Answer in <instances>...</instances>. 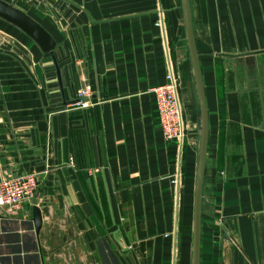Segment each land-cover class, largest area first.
<instances>
[{
	"label": "crops",
	"instance_id": "obj_1",
	"mask_svg": "<svg viewBox=\"0 0 264 264\" xmlns=\"http://www.w3.org/2000/svg\"><path fill=\"white\" fill-rule=\"evenodd\" d=\"M189 2L209 116L200 264H264V0ZM15 4L57 40L64 92L51 55L0 18L1 168L40 173L37 198L0 216V264H101L112 238L131 264H193L201 110L182 0ZM169 70L181 150L152 91Z\"/></svg>",
	"mask_w": 264,
	"mask_h": 264
},
{
	"label": "water",
	"instance_id": "obj_2",
	"mask_svg": "<svg viewBox=\"0 0 264 264\" xmlns=\"http://www.w3.org/2000/svg\"><path fill=\"white\" fill-rule=\"evenodd\" d=\"M182 4H183L184 16H185L187 39L189 44L193 72L195 76V83L197 87V94H198L200 110H201V138H200V149H199V162H198L197 177H196L195 211H194V225H193V231H194L193 264H200L202 194H203V181H204V173H205V162H206L207 147L209 140V116H208L207 101L205 96V88L203 84L201 68L199 63V55L195 44L190 2L189 0H182ZM0 18L8 21L9 23L21 29L39 45V47L42 49L43 52L51 55L56 65L58 81L63 91L64 81L56 54L57 40L55 39L53 34L41 22H39L28 12L17 7L15 4L7 0H0ZM77 101L78 99L75 102ZM32 221L34 223V228H35L34 230L38 235L42 227V213L38 206H35L33 208ZM118 241L121 242L120 239H118Z\"/></svg>",
	"mask_w": 264,
	"mask_h": 264
},
{
	"label": "built area",
	"instance_id": "obj_3",
	"mask_svg": "<svg viewBox=\"0 0 264 264\" xmlns=\"http://www.w3.org/2000/svg\"><path fill=\"white\" fill-rule=\"evenodd\" d=\"M180 84L179 76L169 70L152 91L156 98L162 135L166 140L176 143L181 150L186 127L179 95ZM91 91L89 84L79 89L76 93V105L84 106L86 103L83 99L89 96ZM39 184V172L10 173L2 170L0 163V215L17 216L27 203L37 198Z\"/></svg>",
	"mask_w": 264,
	"mask_h": 264
},
{
	"label": "rangeland",
	"instance_id": "obj_4",
	"mask_svg": "<svg viewBox=\"0 0 264 264\" xmlns=\"http://www.w3.org/2000/svg\"><path fill=\"white\" fill-rule=\"evenodd\" d=\"M24 1L25 2L28 1L31 4L37 0H11L9 2L13 4H15V2L24 4ZM101 258H102L101 264H131V258L128 255L127 251L123 250L122 246L114 238L111 239L110 248L107 251L103 249ZM31 259H30L31 261L28 264H37L36 259L34 257Z\"/></svg>",
	"mask_w": 264,
	"mask_h": 264
}]
</instances>
